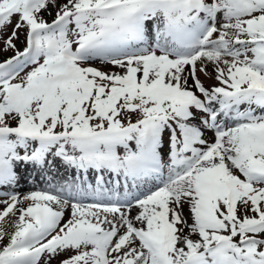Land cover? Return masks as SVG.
I'll list each match as a JSON object with an SVG mask.
<instances>
[{"label":"snow or ice","instance_id":"obj_1","mask_svg":"<svg viewBox=\"0 0 264 264\" xmlns=\"http://www.w3.org/2000/svg\"><path fill=\"white\" fill-rule=\"evenodd\" d=\"M0 57V264H264V0H0Z\"/></svg>","mask_w":264,"mask_h":264},{"label":"rangeland","instance_id":"obj_2","mask_svg":"<svg viewBox=\"0 0 264 264\" xmlns=\"http://www.w3.org/2000/svg\"><path fill=\"white\" fill-rule=\"evenodd\" d=\"M8 31L10 32L11 29H8ZM21 38H23V37H21ZM18 46L21 47V48L23 47L22 44H19ZM9 55H10V53H9ZM0 58H2V57H0ZM41 186H45L46 187V185H42V182H40L39 180L37 182H33V181L29 180L26 183L25 182L21 183L19 191L21 193H25L27 191L33 190L35 188H39ZM2 199H5V197L0 196V200H2ZM85 202H87V201H85ZM0 208H2V205H0Z\"/></svg>","mask_w":264,"mask_h":264}]
</instances>
